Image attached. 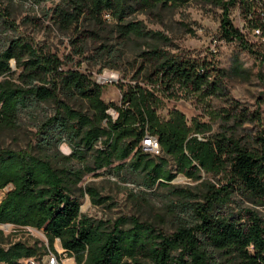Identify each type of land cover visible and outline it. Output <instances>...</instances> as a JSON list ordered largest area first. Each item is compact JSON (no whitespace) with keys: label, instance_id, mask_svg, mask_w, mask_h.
<instances>
[{"label":"trees","instance_id":"1","mask_svg":"<svg viewBox=\"0 0 264 264\" xmlns=\"http://www.w3.org/2000/svg\"><path fill=\"white\" fill-rule=\"evenodd\" d=\"M189 1L62 0L54 17L68 30L83 20L110 15L116 22L114 38L122 46L134 40L147 43L139 56L152 69L149 81L167 89L179 86L214 96L222 91V72L213 64L169 55L160 49L164 39L160 32L127 20L140 11L179 7ZM206 1L225 12L237 2ZM222 29L223 39L244 40L230 20L224 21ZM81 35L84 41L100 37L97 32ZM12 61L19 85L11 81L16 73ZM77 99L88 103L89 113L70 105ZM48 102L55 105V113L39 125L30 151L0 149V191L13 186L0 203V226L43 231L47 250L42 254L37 243L8 242L0 229V264L41 261L42 255L54 251L57 240L76 264H264V219L254 208L243 206L264 207V119L259 111L243 109L234 119L259 125L251 142L227 132L208 137L205 127L192 130L179 112L163 121L154 92L139 85L122 90L119 105L106 103L102 87L87 75L59 71L57 59L38 54L21 39L0 47V123L15 125L21 113ZM148 136L156 137L162 154L173 158L176 173L161 155L144 151ZM63 143L71 148L69 156L60 152ZM115 163H119L116 171L125 170L137 178L134 183L144 188L143 201L148 191L169 185L179 174L200 181L201 173H223L224 179L217 184L202 182L197 192L172 187L180 201L174 207L180 214L175 215V232L169 234L136 217L112 222L82 213L85 195L94 205H113L96 188L83 189L80 184L87 174L111 169ZM238 202L236 212L231 205Z\"/></svg>","mask_w":264,"mask_h":264},{"label":"rangeland","instance_id":"2","mask_svg":"<svg viewBox=\"0 0 264 264\" xmlns=\"http://www.w3.org/2000/svg\"><path fill=\"white\" fill-rule=\"evenodd\" d=\"M62 0H0V47L7 46L11 40L21 39L38 54L58 60L59 71H79L102 87V99L106 103L119 105L122 90L139 85L154 92L157 98L159 117L167 122L173 113L183 115L185 123L192 130L205 127V135L212 137L227 132L243 142H251V136L259 125L235 121L241 110L259 111L264 119V45L256 38L245 23V13L240 2L225 12L222 7L206 0H190L182 6L158 7L151 11L137 12L127 20L142 22L147 30L160 32L163 40L160 49L169 55L182 56L213 64L222 76V91L214 96H203L200 92L179 86L167 89L149 81L152 69L141 59V50L147 49V43L134 40L122 46L114 38L116 22L107 14L101 19L83 20L66 29L54 17V11ZM230 20L244 36V40L227 41L223 39L222 27ZM97 32L83 40L81 34ZM110 47L111 52L107 50ZM82 48L83 53H79ZM14 72L11 81L20 84L16 64L11 62ZM115 75L106 81L101 78ZM55 74L49 77L52 81ZM76 109L89 113L88 103L82 100L69 102ZM53 103H39L20 114L15 125L4 126L0 123V149L12 151H30L35 144L39 125L55 113ZM109 114L116 118L113 109ZM202 137V135H198ZM60 152L69 156L71 148L67 143L60 146ZM169 169L176 173L172 157L161 154ZM90 160V158H88ZM103 169L87 174L80 186L96 188L102 196L112 199V206L94 205L88 195L82 199L81 211L95 220L112 221L121 217H136L142 221L154 223L166 233L175 232L178 226L179 199L172 187L197 192L202 182L219 183L224 174L201 173L202 179L194 181L182 174L157 191H148L147 201L140 200L144 188L125 170ZM12 185L0 191V203ZM132 194H135L134 197ZM241 203V201H240ZM239 202L232 204L234 211L239 210ZM244 207L254 208L264 219V207H255L244 203ZM175 210V213L173 212ZM8 242L38 244L42 254L48 246L41 230L25 229L14 225L0 227ZM60 264H76L75 259L64 252L59 240L55 241L54 251ZM49 253L42 255L41 261L49 259ZM39 261V258L37 259Z\"/></svg>","mask_w":264,"mask_h":264},{"label":"built area","instance_id":"3","mask_svg":"<svg viewBox=\"0 0 264 264\" xmlns=\"http://www.w3.org/2000/svg\"><path fill=\"white\" fill-rule=\"evenodd\" d=\"M245 12V23L251 29L253 35L258 38L264 45V0H238ZM144 151L159 156L162 154L161 145L156 137L148 136L143 141ZM6 226V225H2ZM1 227V226H0ZM25 229H31L25 227ZM47 261H37L29 259L22 262V264H60L58 257L49 253Z\"/></svg>","mask_w":264,"mask_h":264},{"label":"bare ground","instance_id":"4","mask_svg":"<svg viewBox=\"0 0 264 264\" xmlns=\"http://www.w3.org/2000/svg\"><path fill=\"white\" fill-rule=\"evenodd\" d=\"M115 77H116L115 75H111V76H110V75L106 74V75L103 76L101 79L104 80V81H106L108 78H114V80H115Z\"/></svg>","mask_w":264,"mask_h":264}]
</instances>
